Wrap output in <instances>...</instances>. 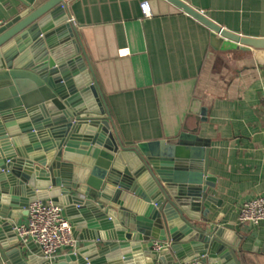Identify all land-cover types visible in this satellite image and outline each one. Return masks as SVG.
<instances>
[{
  "label": "water",
  "instance_id": "1",
  "mask_svg": "<svg viewBox=\"0 0 264 264\" xmlns=\"http://www.w3.org/2000/svg\"><path fill=\"white\" fill-rule=\"evenodd\" d=\"M68 1L48 0L0 26L1 255L7 264H241L244 237L210 218L222 205L209 193L210 140L195 129L123 142ZM168 1L210 28L215 49L264 48V38ZM190 112L208 115L199 98ZM38 199L71 221L77 244L66 254L46 258L19 241L14 226ZM156 241L167 247L155 250Z\"/></svg>",
  "mask_w": 264,
  "mask_h": 264
},
{
  "label": "crops",
  "instance_id": "2",
  "mask_svg": "<svg viewBox=\"0 0 264 264\" xmlns=\"http://www.w3.org/2000/svg\"><path fill=\"white\" fill-rule=\"evenodd\" d=\"M47 1L0 0V26ZM141 1L67 5L115 129L125 143L195 129L210 140L209 171L216 183L209 193L222 200L210 213L213 226L244 237L241 264H264V221H239L241 203L264 196V48L215 49L210 28L199 20L168 0H149L153 16L144 18ZM184 1L227 30L264 38V0ZM124 49L130 54L122 55ZM194 98L208 109L206 120L190 112ZM0 264H7L1 252Z\"/></svg>",
  "mask_w": 264,
  "mask_h": 264
},
{
  "label": "built area",
  "instance_id": "3",
  "mask_svg": "<svg viewBox=\"0 0 264 264\" xmlns=\"http://www.w3.org/2000/svg\"><path fill=\"white\" fill-rule=\"evenodd\" d=\"M140 7L144 18L153 16L149 0L141 1ZM121 53L128 55L130 50L124 49ZM239 221L253 225L264 221V196L245 199L239 209ZM14 231L23 244L29 242L38 244L46 258H52L58 250L76 247L77 244L71 221L64 215L62 207L51 199H38L31 202L27 220L18 222L14 226ZM163 248V242H155V250L160 251ZM153 264L161 263L156 261ZM180 264H196V261L191 260Z\"/></svg>",
  "mask_w": 264,
  "mask_h": 264
}]
</instances>
